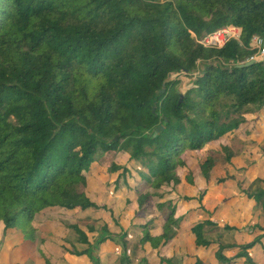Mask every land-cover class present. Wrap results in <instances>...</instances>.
Segmentation results:
<instances>
[{
  "label": "trees",
  "instance_id": "obj_1",
  "mask_svg": "<svg viewBox=\"0 0 264 264\" xmlns=\"http://www.w3.org/2000/svg\"><path fill=\"white\" fill-rule=\"evenodd\" d=\"M230 25L241 30L240 40L220 50L198 42ZM255 37L264 40V0H0L4 231L18 232L32 244L39 217L50 210H108L89 194L100 168L117 174L116 192L135 194L137 216L161 214L159 233L153 223L143 224L138 242L144 252L150 247L161 254L184 219L174 196L185 182L195 186L187 154L227 139L253 108L264 119V61L239 66L257 54L251 45ZM181 76L193 84L185 93ZM223 149L230 162L228 145ZM119 154H127L129 163H116ZM222 156L209 150L199 158L205 178ZM260 183L246 195L264 211V179ZM70 228L88 246L68 250L71 255L100 264L93 248L110 240L123 248L121 263L132 264L123 229L113 234L105 225L92 245L81 227ZM191 232L197 248L213 246L205 223ZM263 240L264 233L238 246L241 251L233 258L224 252L237 245H220L215 256L222 264L240 258L256 264L250 250ZM43 243L40 253L52 264ZM160 261L177 260L162 256ZM144 263L151 264L141 258L139 264ZM195 264L205 263L198 258Z\"/></svg>",
  "mask_w": 264,
  "mask_h": 264
},
{
  "label": "rangeland",
  "instance_id": "obj_2",
  "mask_svg": "<svg viewBox=\"0 0 264 264\" xmlns=\"http://www.w3.org/2000/svg\"><path fill=\"white\" fill-rule=\"evenodd\" d=\"M256 60L259 61V59ZM176 76V74H173L171 78L174 79ZM180 78L183 81L180 91L185 93L193 84L189 77L181 76ZM253 110L245 115V124L234 134L228 136L227 139L208 146L202 152H189L187 154L190 167L194 170L195 186L191 187L187 182L184 183V186H181V192L179 191V195H176V199L179 198L181 202H185L186 208L179 204L178 216H182L181 214L185 211L186 214L183 213L185 216L189 214V211H200L196 217L198 220L196 219L195 226L205 223V236L214 246L234 244L237 240L241 244L245 239L254 237L252 230L254 234H257L261 231L258 227H264L263 209L257 208L254 201L246 195L247 190L253 192L261 184L260 180L264 179V119L260 118V111L258 112L256 108H253ZM223 145H228V154L231 155L230 162L224 156L227 153H225ZM209 150H215L223 156L218 160L207 179L201 172L199 158L206 156ZM114 161L126 165L129 163V156L119 154ZM116 177L117 174L106 173L99 168L96 178L91 179L90 197L101 206L107 204L106 207L109 208L106 212H111V208L117 214L126 210L133 212V207L136 206L135 203H126V196L128 197V195L118 194L114 190ZM222 179H225V182L219 184L218 182ZM203 193H205L204 199L200 201ZM101 216L98 210H89L84 214H76L64 209L50 210L39 217L40 231L37 240L32 244L26 243L23 236L18 232H5L4 225L0 222V264H46L40 253L42 241L50 251L52 264H95L87 256L77 257L68 252V250L75 248L78 251H84L88 248L87 245L79 242V235L70 227L78 225L87 233L90 240H93L100 237L103 230H99L97 234V231L95 233V230L92 231L89 228L96 227L100 229L105 223ZM119 219L122 221V218ZM109 221L113 224L111 218H109ZM208 221L212 225L206 224ZM141 223L144 222L141 221ZM226 226L237 230H227ZM257 229H259L258 232ZM181 237L185 241L189 238L186 235ZM135 239L137 237L134 239L130 237V240L126 241L127 253L132 256V264H137L136 258L140 261V255L142 254L139 250L134 251L139 245V241ZM120 248L119 259L120 264H122L121 259L124 252L121 246ZM100 250L93 248L95 258L99 257ZM111 250H113L111 247L105 246L102 252L105 253ZM210 250L206 252L209 254L210 259L208 264H219L220 262L213 255L214 251ZM181 252L179 251V253ZM262 255L263 249L260 248L256 253L257 259L261 258ZM175 263L182 264L180 261ZM105 264H110V262ZM113 264L119 263L115 262ZM238 264H244V262L240 261Z\"/></svg>",
  "mask_w": 264,
  "mask_h": 264
},
{
  "label": "crops",
  "instance_id": "obj_3",
  "mask_svg": "<svg viewBox=\"0 0 264 264\" xmlns=\"http://www.w3.org/2000/svg\"><path fill=\"white\" fill-rule=\"evenodd\" d=\"M114 190H115V186H114ZM116 193L128 195V197L126 196L127 200L131 199L132 203H135V205L137 206L134 193L127 192L126 190H122V191H119ZM174 198L176 199V195L174 196ZM92 200H93V198H92ZM94 202H96V201H94ZM96 203L99 206H101L98 202H96ZM126 203H127V201H126ZM184 203L180 201L178 203V205L182 204V206H185ZM102 206H107V204H103ZM136 206L133 207V212L126 210L127 212L126 211L122 212V213L118 212V214L116 213V211L114 209L111 208V210L113 211V212L111 211L113 213V215L111 214V212H106L107 210H105V209H90V210H98V212L102 215L101 217L104 219V222H105L100 229H97L96 227H90V228H93L95 230V233L97 231V234H98V231L102 230L105 225L108 226L109 231L113 234H120V233H122V229H123V231L127 233L126 241H129L130 237H131V239H134L137 237V239H135V240L139 241L141 233H142L140 226L150 222V223L154 224V229H153L154 233L158 234L160 227L164 223V220H163V217L161 216V214L160 213H156V214L153 213L155 215V217H154V215L152 213L151 214L147 213L143 216L140 215L139 217H136L137 216L136 210H138V206H137V209H136ZM178 207L180 208V206H178ZM185 208H186V206H185ZM99 210H105V211H99ZM199 212H197V210L191 211V212L189 211L188 212L189 214H187L188 216L183 215V213L186 214V211L181 214L182 216H185V217H184L183 221L181 222L179 229L177 230L179 236H177V238L167 248H165L161 252V254L153 251L150 247H147V251L144 252V250H142V248L139 245H138L139 247L136 248L134 251L139 250L140 253L142 252V254L140 255V259L146 258L147 260H149V263H151V264H161L160 258L162 256L169 257V258L175 257L176 260L180 261L182 264H191V263L195 264L198 258H202L204 263L208 264V261L210 259H209V254L206 252L209 251L213 247L211 250L214 251L213 255L215 256V253L218 250V245H215V246L213 245L209 249L197 248V246L195 244V236L192 234L191 229L196 224V219H197L196 217L198 216ZM107 213H108V215H107ZM82 214H84V213H82ZM112 216H114V219L119 223L120 227L116 226L115 221H114ZM109 218H111L113 220L114 225L112 224V222L109 221ZM118 218H122V221L120 219H119L120 220L119 221ZM141 221H143L144 223H141ZM256 231L258 232L259 229H257ZM260 232H258L257 234H254V231L252 230L254 237H249V239L248 238L245 239L244 241H242L241 244H240L239 240H237L234 243L237 245V247H235L232 250L224 252L225 256H227L229 258L235 257L241 251L238 246L252 242L257 236L262 235L264 233L263 231H260ZM182 235L183 236L184 235L189 236V238H187V241H185L184 238L181 237ZM180 237L182 238L181 240L179 239ZM94 239L90 240L92 244H94ZM132 243H134V241H132ZM105 246L111 247L113 250L104 253L102 251H103V248ZM134 247H135V245H134ZM260 248L263 249V255L261 256V258L257 259L256 253ZM98 249H101L100 250L101 253L99 251V257H98L101 260V264H105L108 262H110V264H113L115 262L120 264L119 257H120V249L121 248H120L119 244L108 240L105 243L99 245ZM179 251H182V252L179 253ZM250 256L256 264H264V240H263L262 245H257L255 248L250 250ZM184 257H185V259H184ZM136 260H137L136 263L139 264L140 261L137 258H136ZM240 261H243L245 264L244 258L237 259L235 264H238ZM219 264H222V263L220 262Z\"/></svg>",
  "mask_w": 264,
  "mask_h": 264
},
{
  "label": "built area",
  "instance_id": "obj_4",
  "mask_svg": "<svg viewBox=\"0 0 264 264\" xmlns=\"http://www.w3.org/2000/svg\"><path fill=\"white\" fill-rule=\"evenodd\" d=\"M240 36L241 30L230 25L205 34V36L198 40V42L206 48L220 50L224 48L229 41L233 39L240 40ZM251 45L253 48L258 49L257 54L251 57V59H259V61H264V40L260 37H255Z\"/></svg>",
  "mask_w": 264,
  "mask_h": 264
},
{
  "label": "water",
  "instance_id": "obj_5",
  "mask_svg": "<svg viewBox=\"0 0 264 264\" xmlns=\"http://www.w3.org/2000/svg\"><path fill=\"white\" fill-rule=\"evenodd\" d=\"M257 62V60H255V59H251V60H249L248 62H246V63H243V64H240L239 66L240 67H248V66H250V65H252V64H254V63H256ZM185 73H187V70L185 71ZM183 94H181V98H180V103L182 102V100H183Z\"/></svg>",
  "mask_w": 264,
  "mask_h": 264
}]
</instances>
